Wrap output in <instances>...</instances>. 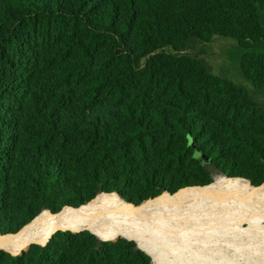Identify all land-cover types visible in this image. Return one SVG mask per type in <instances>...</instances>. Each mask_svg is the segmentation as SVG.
Instances as JSON below:
<instances>
[{
  "label": "trees",
  "instance_id": "1",
  "mask_svg": "<svg viewBox=\"0 0 264 264\" xmlns=\"http://www.w3.org/2000/svg\"><path fill=\"white\" fill-rule=\"evenodd\" d=\"M226 39L237 76L211 62ZM218 175L264 183V0H0L3 235L100 193L138 206ZM0 264L153 263L85 231Z\"/></svg>",
  "mask_w": 264,
  "mask_h": 264
},
{
  "label": "bare ground",
  "instance_id": "2",
  "mask_svg": "<svg viewBox=\"0 0 264 264\" xmlns=\"http://www.w3.org/2000/svg\"><path fill=\"white\" fill-rule=\"evenodd\" d=\"M222 187L241 189L245 195H263L264 191L262 186H252L246 180L223 177L206 186L164 193L138 206L126 202L118 193H100L81 207H66L56 216L42 211L26 227L27 236L0 235V248L17 256L33 245H44L61 228L88 230L108 242L120 238L134 241L155 264H264V261H244L201 251L185 235L182 226L172 220L173 208L192 205L202 196L221 191Z\"/></svg>",
  "mask_w": 264,
  "mask_h": 264
},
{
  "label": "rangeland",
  "instance_id": "3",
  "mask_svg": "<svg viewBox=\"0 0 264 264\" xmlns=\"http://www.w3.org/2000/svg\"><path fill=\"white\" fill-rule=\"evenodd\" d=\"M225 42L217 41L218 51L211 62L220 75L237 76L241 51L234 41ZM223 177L218 175L215 182ZM200 198L171 211L172 220L198 249L238 260L264 261V191L263 195H245L241 189L222 187Z\"/></svg>",
  "mask_w": 264,
  "mask_h": 264
},
{
  "label": "water",
  "instance_id": "4",
  "mask_svg": "<svg viewBox=\"0 0 264 264\" xmlns=\"http://www.w3.org/2000/svg\"><path fill=\"white\" fill-rule=\"evenodd\" d=\"M241 179V178H240ZM243 180H245V179H243ZM247 181V180H246ZM134 205V204H133ZM136 206V205H135ZM81 207V206H80ZM79 208V207H78ZM64 209V208H63ZM62 209V210H63ZM73 209H77V208H73ZM48 211V210H47ZM50 212V211H49ZM51 213V212H50ZM53 216H56L57 214H59V213H56V214H54V213H51ZM35 219H33L32 221H30L28 224H30V223H32L33 221H34ZM28 224H26L21 230H19L18 232H16V233H11V234H6V235H3L1 232H0V235H1V237H8V236H11V237H15V236H27L28 235V233H26L25 232V229H26V227L28 226ZM72 232V233H82V232H85V231H88V230H76V231H72V230H69V229H56L55 230V232L53 233V235H52V237L56 234V233H58V232ZM90 232V231H89ZM90 233H92V232H90ZM26 234V235H25ZM93 234V233H92ZM94 235V234H93ZM51 237V238H52ZM97 237V236H96ZM50 238V239H51ZM98 238V237H97ZM50 239L47 241V243H45L44 245H39V246H46L47 244H48V242L50 241ZM100 239V238H99ZM101 240V239H100ZM127 240V239H126ZM102 241H104V240H102ZM128 241H131V240H128ZM106 242H108V241H106ZM137 244V243H136ZM137 247L139 248V249H141L138 245H137ZM1 249V248H0ZM2 250V249H1ZM142 250V249H141ZM27 251V250H26ZM26 251H24V252H26ZM143 252H145L144 250H142ZM146 254H148L147 252H145ZM22 254V253H21ZM20 254V255H21ZM12 255V254H11ZM149 255V254H148ZM12 256H15V255H12ZM18 256V255H17ZM150 256V255H149ZM151 257V256H150Z\"/></svg>",
  "mask_w": 264,
  "mask_h": 264
}]
</instances>
